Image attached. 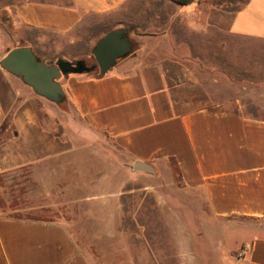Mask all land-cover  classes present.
<instances>
[{
    "label": "crops",
    "instance_id": "1",
    "mask_svg": "<svg viewBox=\"0 0 264 264\" xmlns=\"http://www.w3.org/2000/svg\"><path fill=\"white\" fill-rule=\"evenodd\" d=\"M9 10L12 26L32 34L19 47L47 64L92 63L95 44L121 28L134 47L104 75L57 80L78 116L64 135L39 116L37 104L46 99L0 67V177L28 170L31 186L47 197L60 187L67 202L84 206L77 219L96 220L94 234L109 241L120 233L122 197L140 183L172 238L174 264H194L199 240L218 250L233 229L251 237L227 264H264V225L257 222L264 219V118L245 113V95L215 96L216 87H205L185 62L197 58L199 33L207 42L213 32L264 42V0L235 8L217 0H20ZM233 53H206L216 58L208 63L211 84L239 76V66L227 65L245 53ZM44 111L55 116L51 107ZM137 162L153 173L133 171ZM19 213L0 206V264H96L82 237L85 222Z\"/></svg>",
    "mask_w": 264,
    "mask_h": 264
},
{
    "label": "rangeland",
    "instance_id": "2",
    "mask_svg": "<svg viewBox=\"0 0 264 264\" xmlns=\"http://www.w3.org/2000/svg\"><path fill=\"white\" fill-rule=\"evenodd\" d=\"M19 1L0 0V27L5 30V32L3 30L0 32L2 35V40H0L1 58L5 56L6 49L9 50L7 48L9 45L12 49L19 47V45L26 44V37H32V34L27 31L24 33V30L14 28L11 24L12 11L9 9L13 8ZM217 1L219 3L227 2L231 8H235L243 0ZM2 23L5 26H2ZM5 33L11 36V43ZM23 34L25 35L23 36ZM127 34L129 35L130 32L127 31ZM207 34L210 36L209 32ZM198 35L197 53H194L197 58L185 59L187 65L195 71L205 87L206 85L209 89L216 87L214 91H218L213 92L215 96H218L219 93L221 94L220 97L223 96L224 98L245 95L244 100L242 99L245 104V113L256 114L264 118V42L239 39L232 36L227 37L218 32L211 34L213 42H207L203 33ZM133 47L131 44V52ZM221 51L245 53L244 57L240 59H233V55H231L227 67L233 69L239 66L240 72L239 76L231 73V83L224 86L211 84V79L216 78V76L210 72L211 66H208V63L209 61L214 62L216 58H210V60L206 58V53ZM93 63L94 61L92 63L87 62V64ZM242 70L246 72L245 79L242 77ZM236 78L240 81L239 83L234 82L233 79ZM243 88H245L244 91ZM43 102H45L44 105L37 104V109H39V116L45 126L59 135L70 132L72 121L76 120L78 116L66 98L59 104L47 100ZM45 107L53 108L55 116L49 117L44 111ZM76 141L81 140L77 139ZM140 185V183L134 182V193L125 195L121 199L124 214L122 218L117 220L120 233L115 236L113 241L94 234L96 220L77 219V212L84 209V206L67 202V197L71 199V196L65 197L61 193L60 187L52 190V195H48V197L43 194L44 192L39 187L33 188L30 184L28 170L0 177V206L11 212L21 210L19 214L27 218L63 220L75 224L81 222V225L85 222L84 232H86L82 237L85 240L88 253L93 257V260L95 259L96 264H174L172 238L166 231H163L165 222L161 218L158 205L154 201L152 193L139 191ZM72 194L75 195L72 196L73 198L77 197L75 192H72ZM257 222L264 225V219ZM245 223L249 224L248 220H245ZM205 228L203 227L202 230L205 231ZM207 229L210 230L211 227H207ZM250 237L244 230L233 229L225 233V242L215 251L212 250V244L209 240H203L202 243L199 240V243L195 244L192 249L193 258L197 259L194 264H227L228 260L235 261L234 258L230 259L228 256L232 254L237 256L242 251L241 242L250 239ZM222 239V236H218L215 241ZM116 244L120 245L117 246ZM127 247L132 248V258L128 260L125 256L126 249L128 250ZM147 254H149V257H147Z\"/></svg>",
    "mask_w": 264,
    "mask_h": 264
},
{
    "label": "water",
    "instance_id": "3",
    "mask_svg": "<svg viewBox=\"0 0 264 264\" xmlns=\"http://www.w3.org/2000/svg\"><path fill=\"white\" fill-rule=\"evenodd\" d=\"M131 52V44L125 28L112 30L102 37L92 50L94 65L83 61L68 62L58 59L54 64L39 60L29 47H16L8 50L0 60V67L7 73L19 78L32 91L47 101L59 104L64 98V92L57 81L60 77L71 74H106L120 59ZM133 171L153 173L143 163H135Z\"/></svg>",
    "mask_w": 264,
    "mask_h": 264
},
{
    "label": "trees",
    "instance_id": "4",
    "mask_svg": "<svg viewBox=\"0 0 264 264\" xmlns=\"http://www.w3.org/2000/svg\"><path fill=\"white\" fill-rule=\"evenodd\" d=\"M173 3H175V4H177V5H181V6H183V5H187V4H189V3H192L193 1H195V0H171ZM81 61H83V60H81ZM83 62H85V61H83ZM85 64H87V62H85ZM87 65H90V66H92V65H94V63L93 64H87ZM94 73H96V71H94V72H92V73H90V74H94ZM96 75H100V74H98V72L96 73Z\"/></svg>",
    "mask_w": 264,
    "mask_h": 264
}]
</instances>
